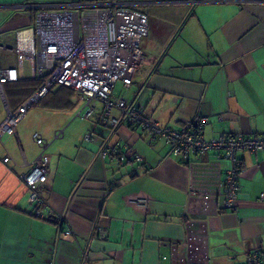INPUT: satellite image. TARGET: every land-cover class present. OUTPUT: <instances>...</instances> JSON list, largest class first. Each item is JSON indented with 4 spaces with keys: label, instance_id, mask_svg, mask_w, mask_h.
Segmentation results:
<instances>
[{
    "label": "crops",
    "instance_id": "obj_1",
    "mask_svg": "<svg viewBox=\"0 0 264 264\" xmlns=\"http://www.w3.org/2000/svg\"><path fill=\"white\" fill-rule=\"evenodd\" d=\"M75 1L0 0L1 66H16L8 48L17 31L32 36L36 7ZM94 1L140 8L147 17L140 48L149 62L134 65L114 96L143 104L150 120L176 130L205 117L206 139L264 137V0ZM37 85L35 64L25 60L18 79L3 85L7 107L15 110ZM83 107L77 91L57 85L28 109L16 136H0V264H238L255 248L264 257V150L238 153V208L224 209L218 183L229 162L221 151L175 158L136 126L103 131L101 106L89 118L75 115ZM5 114L0 98V122ZM89 131L93 142L84 140ZM34 133L49 141L43 212L56 218L33 213L19 177L39 151ZM197 189L217 194L206 200L191 193ZM139 195L146 206L130 202ZM97 224L108 230L104 241L91 240Z\"/></svg>",
    "mask_w": 264,
    "mask_h": 264
},
{
    "label": "built area",
    "instance_id": "obj_2",
    "mask_svg": "<svg viewBox=\"0 0 264 264\" xmlns=\"http://www.w3.org/2000/svg\"><path fill=\"white\" fill-rule=\"evenodd\" d=\"M29 30L32 33L29 38L24 36L25 30L17 31L15 45L8 48L16 55V66L5 68L0 64V98L6 110L0 122V136H16L18 123L32 105L37 104L53 87L67 86L77 91L84 101L83 110L77 112L78 117L89 118L97 104H101L97 123L103 131H114L122 125L136 126L145 133L148 143L162 140L169 147L170 155L183 160L190 155H204L210 150L221 151L229 162L223 181L218 183L223 195L222 207L234 211L238 208V177L241 172L238 153L264 150V137L235 134L206 139L205 117L195 116L176 130L150 120L143 104L113 94L115 84L124 80L134 65L149 62L140 48L142 39L148 34L147 17L142 9L88 0L57 7H36L34 25ZM25 60L34 62L38 85L15 110H10L3 85L18 79ZM62 135L63 130L59 129L54 132L53 138ZM95 136V132L89 131L84 140L93 142ZM32 137L39 151L30 163H26L30 166L29 170L19 177L28 190L33 213L40 218H56L51 210L43 212L47 205L42 191L48 181L49 156L46 148L49 141L39 133H34ZM128 149L127 145L124 152H119L120 161L127 159ZM107 155V145L100 146L97 156L104 159ZM132 158L142 161L138 154H133ZM9 160L6 156L2 161L7 163ZM136 171L132 169L129 177H133ZM191 193L206 200L217 194L209 189H197ZM260 198H264V194ZM130 202L144 207L148 199L139 195L132 197ZM108 234L105 227L97 224L92 230L91 240L104 241ZM262 263L264 257L255 248L243 263L238 264Z\"/></svg>",
    "mask_w": 264,
    "mask_h": 264
},
{
    "label": "rangeland",
    "instance_id": "obj_3",
    "mask_svg": "<svg viewBox=\"0 0 264 264\" xmlns=\"http://www.w3.org/2000/svg\"><path fill=\"white\" fill-rule=\"evenodd\" d=\"M123 89V83H122V80H119L116 84V90L119 91V90H122ZM97 106H101L100 103L97 104ZM79 111V110H78ZM77 111V112H78ZM77 112L75 113V115L77 114ZM116 110L113 111V113H115ZM81 118V117H80Z\"/></svg>",
    "mask_w": 264,
    "mask_h": 264
},
{
    "label": "trees",
    "instance_id": "obj_4",
    "mask_svg": "<svg viewBox=\"0 0 264 264\" xmlns=\"http://www.w3.org/2000/svg\"><path fill=\"white\" fill-rule=\"evenodd\" d=\"M91 1H94V0H91ZM10 82H12V81H10ZM36 87H37V86H36ZM34 90H35V89H34ZM34 90H33V91H34ZM33 91H32V92H33ZM32 92H31V93H32ZM31 93H30V94H31ZM30 94H29V95H30ZM29 95H28V96H29ZM28 96H27V97H28ZM27 97H26V98H27ZM26 98H25V99H26ZM43 98H44V97H43ZM43 98H42V99H43ZM25 99H24V100H25ZM42 99H41V100H42ZM24 100H23V101H24ZM41 100H40V101H41ZM40 101H39V102H40ZM39 102H38V103H39Z\"/></svg>",
    "mask_w": 264,
    "mask_h": 264
}]
</instances>
